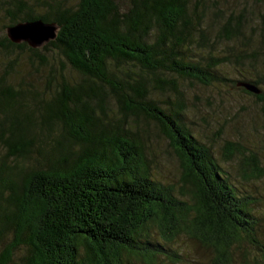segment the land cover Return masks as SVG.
I'll list each match as a JSON object with an SVG mask.
<instances>
[{
    "label": "trees",
    "instance_id": "trees-1",
    "mask_svg": "<svg viewBox=\"0 0 264 264\" xmlns=\"http://www.w3.org/2000/svg\"><path fill=\"white\" fill-rule=\"evenodd\" d=\"M126 1L0 0V264H176L182 235L212 250L208 264H264V211L193 134L182 86L227 80L264 101V26L255 40L247 7L222 0ZM36 19L58 25L42 47L53 60L5 32ZM24 55L50 66V97L23 79ZM133 118L168 140L180 183L153 177ZM234 146L226 159L242 152ZM256 162L243 158L251 171Z\"/></svg>",
    "mask_w": 264,
    "mask_h": 264
},
{
    "label": "rangeland",
    "instance_id": "rangeland-1",
    "mask_svg": "<svg viewBox=\"0 0 264 264\" xmlns=\"http://www.w3.org/2000/svg\"><path fill=\"white\" fill-rule=\"evenodd\" d=\"M121 1L123 5L127 4L126 0ZM222 4V7L235 11L236 14L246 6V15L251 18V24L255 26V30H248L247 33L254 34L255 40L259 39L264 26L260 18L264 13V0H222ZM211 15L209 13V16ZM7 22L8 14L0 9V30ZM226 45L223 43L220 47L225 48ZM43 46L39 47L42 54L53 60L54 54L44 51ZM26 56H23L22 68H20L23 79L35 84L37 91L50 97L52 91L47 81L50 66L41 68L38 64L33 66ZM57 67L69 80L76 81L81 78L67 64L63 66V63L58 62ZM221 72L228 79L242 80L233 66L225 65ZM58 79L61 80L59 76ZM20 80L21 78L17 77L15 81ZM182 86L190 105L187 118L190 120L193 134L201 142L211 146L218 161L230 172L231 180L239 188L240 193L255 200L254 209L259 212L264 211V101L243 93L240 87L233 86L227 80L215 82L210 86L182 81ZM153 96L160 100L163 98L158 93ZM110 107L108 114L111 118L120 116L119 110L113 103H110ZM131 122L144 132L141 134L148 145L152 159L150 163L153 177L163 183L175 185L180 183V163L168 140L153 124L136 118L131 119ZM235 144L240 145L242 152H237L231 159H226L225 156L234 150ZM248 156H252L257 161V165L252 167L253 171L243 166V158ZM255 168L257 170L254 171ZM176 248L183 250L186 257L176 264H208L211 261L212 250L196 240H191L187 235H182L178 239Z\"/></svg>",
    "mask_w": 264,
    "mask_h": 264
},
{
    "label": "water",
    "instance_id": "water-1",
    "mask_svg": "<svg viewBox=\"0 0 264 264\" xmlns=\"http://www.w3.org/2000/svg\"><path fill=\"white\" fill-rule=\"evenodd\" d=\"M58 25L56 23L45 22L42 19L18 22L10 25L6 29L9 39L17 44L26 42L33 48H39L57 37ZM239 85L246 87L254 93H260L253 84L241 82Z\"/></svg>",
    "mask_w": 264,
    "mask_h": 264
}]
</instances>
